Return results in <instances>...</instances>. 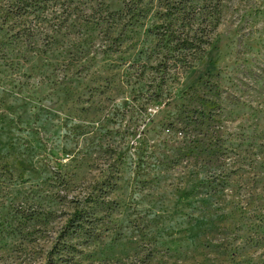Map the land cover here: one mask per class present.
<instances>
[{"label":"rangeland","instance_id":"1","mask_svg":"<svg viewBox=\"0 0 264 264\" xmlns=\"http://www.w3.org/2000/svg\"><path fill=\"white\" fill-rule=\"evenodd\" d=\"M167 1L0 0V264H264V0Z\"/></svg>","mask_w":264,"mask_h":264},{"label":"trees","instance_id":"2","mask_svg":"<svg viewBox=\"0 0 264 264\" xmlns=\"http://www.w3.org/2000/svg\"><path fill=\"white\" fill-rule=\"evenodd\" d=\"M168 5V10L170 15H172V19L169 21V23L166 26H162L163 30L161 31V39L169 40L171 37V40L180 39L183 35V39L190 38L183 30L184 22L187 20L188 25H192V21H196L195 19L198 17V19H201L202 21L206 22L207 25L213 24V21H215V16L212 11H208L207 8L211 6V4L203 5L196 3L195 0H169L166 2ZM212 6L216 11H218V2L213 3ZM176 20L181 21L182 24L178 28L174 26V22ZM178 30H181L178 32ZM202 32L205 31L204 36L206 37L205 40L202 37L201 41L205 42L206 44L210 42L209 33L206 32V28L201 27ZM176 32L179 35H176ZM180 48L186 50L188 49V46H186V40H184L181 43Z\"/></svg>","mask_w":264,"mask_h":264}]
</instances>
